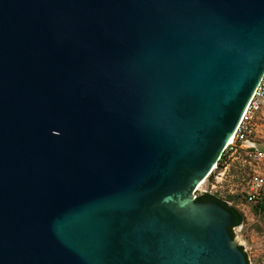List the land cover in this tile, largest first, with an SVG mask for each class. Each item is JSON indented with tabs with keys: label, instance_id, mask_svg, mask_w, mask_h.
<instances>
[{
	"label": "water",
	"instance_id": "95a60500",
	"mask_svg": "<svg viewBox=\"0 0 264 264\" xmlns=\"http://www.w3.org/2000/svg\"><path fill=\"white\" fill-rule=\"evenodd\" d=\"M264 73V0H0V264H247L193 200Z\"/></svg>",
	"mask_w": 264,
	"mask_h": 264
},
{
	"label": "built area",
	"instance_id": "2783aa9c",
	"mask_svg": "<svg viewBox=\"0 0 264 264\" xmlns=\"http://www.w3.org/2000/svg\"><path fill=\"white\" fill-rule=\"evenodd\" d=\"M262 128H264V73L217 163L194 189L193 200L202 195H211L224 201L228 206L235 207L244 216L250 212L249 205L258 202L264 196V144L260 143L261 138L256 137L257 129ZM234 161H237L238 170L242 174L238 183H231L233 177L229 180L220 178ZM232 233L242 244L238 247L242 248L247 264H261L259 251L264 254V243H255L250 237L249 226L242 223L232 228Z\"/></svg>",
	"mask_w": 264,
	"mask_h": 264
},
{
	"label": "rangeland",
	"instance_id": "374dc122",
	"mask_svg": "<svg viewBox=\"0 0 264 264\" xmlns=\"http://www.w3.org/2000/svg\"><path fill=\"white\" fill-rule=\"evenodd\" d=\"M256 137L258 139H262L259 140L260 143L264 144V128L262 129H257L256 132ZM221 172V171H220ZM241 176L242 174L239 172L238 170V164L237 161H234L230 167L228 168V170L226 171L225 174H223L222 176L220 175L221 179H225V180H229V178H232L231 183H238L241 180ZM245 225L249 226V234L250 237H252V239L255 241V243L257 244H263L264 243V217L261 218H257V216L253 215L250 212L245 213L244 216V222ZM259 261L261 262V264H263L264 259L263 256L264 254H262L259 251Z\"/></svg>",
	"mask_w": 264,
	"mask_h": 264
},
{
	"label": "trees",
	"instance_id": "16d2710c",
	"mask_svg": "<svg viewBox=\"0 0 264 264\" xmlns=\"http://www.w3.org/2000/svg\"><path fill=\"white\" fill-rule=\"evenodd\" d=\"M196 201L199 203H216L219 206L227 209L232 215V223L228 227V232L230 236L234 238L233 233H232V228L237 227L244 222V214L242 212H240L238 209H236L233 206H228L224 201L218 199L217 197L211 196V195H202ZM249 208H250L251 213L257 216V218L264 217V196H262L258 200V202L250 204ZM239 249L242 251L241 247H239ZM246 262H247V259H246Z\"/></svg>",
	"mask_w": 264,
	"mask_h": 264
}]
</instances>
